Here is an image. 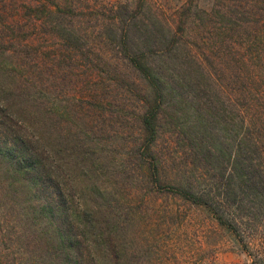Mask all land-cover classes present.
<instances>
[{"label": "trees", "instance_id": "trees-1", "mask_svg": "<svg viewBox=\"0 0 264 264\" xmlns=\"http://www.w3.org/2000/svg\"><path fill=\"white\" fill-rule=\"evenodd\" d=\"M197 1L173 29L147 0H0V264H149L176 202L264 263V63L228 60L224 97L187 41ZM255 3L228 0V36Z\"/></svg>", "mask_w": 264, "mask_h": 264}, {"label": "rangeland", "instance_id": "rangeland-1", "mask_svg": "<svg viewBox=\"0 0 264 264\" xmlns=\"http://www.w3.org/2000/svg\"><path fill=\"white\" fill-rule=\"evenodd\" d=\"M77 6L101 7L111 6L114 3L127 2L128 0H68ZM153 11L164 22L176 29L178 16L186 11L188 0H147ZM251 5L259 9V3L255 0H247ZM197 14L187 20V41L189 48L202 60L205 71L213 74L216 82L221 86L224 97L228 98V60L231 64L244 59L253 62L264 63V47H260L258 57L255 50H249L245 55L244 49H240L242 42H264V14L259 18L262 11H258V23H248L244 20L241 24L243 29L240 35L228 36V0H198ZM263 4V3H262ZM264 6V5H263ZM264 13V12H263ZM255 21V19H254ZM257 24V25H256ZM261 32L260 39L254 40L256 33ZM238 36V37H236ZM233 42V43H232ZM257 47H259L257 45ZM255 59V60H254ZM188 218L183 223L166 226L167 231L161 236L165 245L160 255L154 251L148 254L149 264H257L262 258V249L257 245L252 247L248 254L234 240L227 230L221 229L216 222L204 210L184 209ZM264 264V263H263Z\"/></svg>", "mask_w": 264, "mask_h": 264}]
</instances>
